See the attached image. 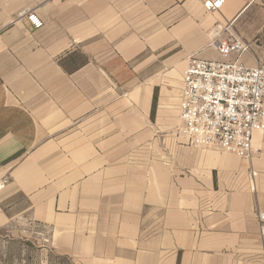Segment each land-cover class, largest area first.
Masks as SVG:
<instances>
[{
  "label": "crops",
  "instance_id": "0c3cea01",
  "mask_svg": "<svg viewBox=\"0 0 264 264\" xmlns=\"http://www.w3.org/2000/svg\"><path fill=\"white\" fill-rule=\"evenodd\" d=\"M207 1L0 0V216L28 197L72 264H264V133L245 160L178 132L192 59L264 64V0Z\"/></svg>",
  "mask_w": 264,
  "mask_h": 264
},
{
  "label": "built area",
  "instance_id": "2783aa9c",
  "mask_svg": "<svg viewBox=\"0 0 264 264\" xmlns=\"http://www.w3.org/2000/svg\"><path fill=\"white\" fill-rule=\"evenodd\" d=\"M228 0H209V12L221 10ZM27 21L35 29L43 27L37 14ZM215 49L226 60L217 62L192 59L184 75L179 135L192 147L214 148L251 160L254 138L264 133V64L248 68L240 59L249 51L244 42L233 39L216 43ZM257 173H252L256 177ZM264 237V213L258 212Z\"/></svg>",
  "mask_w": 264,
  "mask_h": 264
},
{
  "label": "rangeland",
  "instance_id": "374dc122",
  "mask_svg": "<svg viewBox=\"0 0 264 264\" xmlns=\"http://www.w3.org/2000/svg\"><path fill=\"white\" fill-rule=\"evenodd\" d=\"M231 56L228 62L234 61ZM29 199L18 195L11 199V209L5 204L0 216V264H72L68 256L55 251L53 235L22 212Z\"/></svg>",
  "mask_w": 264,
  "mask_h": 264
}]
</instances>
